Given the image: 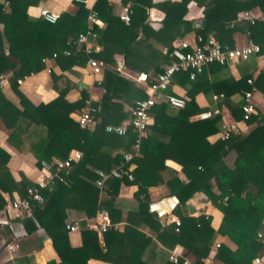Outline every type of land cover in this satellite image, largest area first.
<instances>
[{"label": "trees", "instance_id": "16d2710c", "mask_svg": "<svg viewBox=\"0 0 264 264\" xmlns=\"http://www.w3.org/2000/svg\"><path fill=\"white\" fill-rule=\"evenodd\" d=\"M39 1L0 0V75L6 76L8 87L17 98V103H13L0 88V119L11 130L8 143L19 147L26 142V151L36 166H40L41 160L64 159L73 149L81 153L64 175V182L56 180L40 189L43 201L36 205L31 216L17 218L25 234L41 228L50 239L58 260L50 259L46 264H88L89 259L111 264H147L145 259L153 264H175L168 260L167 252L158 243L169 249L181 246L192 264L203 261L250 264L251 258L264 249V226H260L264 218V108L252 97L256 113L244 121L241 105L243 92L251 86L264 102V76L260 70L255 73L256 58L264 55L263 51L238 61L246 67L238 78L229 72V64L217 62L208 64L193 79L188 77V71L174 72L163 92L173 94L172 85L181 87L187 98L184 106L154 103L150 109L152 121L140 140L138 153L127 162L123 161L122 153L132 149L135 135L130 131L117 135L103 128L129 118L134 101L145 96L141 87L117 72V55L133 74L141 71L152 78L172 60L161 53V48H170L175 38L187 33L200 34L204 39L212 35L221 44L233 46V35L239 32L248 40L262 43L264 0H121L123 5L129 4L127 22L113 13L109 0H95L93 9L103 26H93L95 37L90 39L88 55L102 62L103 69L101 80L94 83L100 94L98 99L90 100L94 124L88 128L79 127L76 121V115L89 99L85 89L80 91L78 99L68 101L65 98L68 86L57 87L58 76L51 74L57 95L37 105L18 89L17 80L41 68V59L52 58V54L61 70H70L86 60L82 46L75 49L70 43L86 30L88 10L84 4L72 0V9L61 12L50 23L40 15L29 16L28 8L36 7ZM190 2L201 8L198 27L183 18ZM152 7L163 13L157 29L147 23V9ZM254 8L260 11V19L253 23L235 21L238 12ZM26 20L35 24L32 40H15L9 44ZM155 46L159 47V55L154 54ZM64 49L69 50L68 55L63 54ZM249 77L253 79L252 85L246 83ZM198 93L209 100V107L196 103ZM217 94L222 97L212 98ZM222 105L228 112L226 119L245 123L249 128L229 134L225 140L217 137L210 141L208 137L221 130L220 114L206 119H192V116L203 110L221 109ZM8 158L9 154L0 147V209L5 205L2 193L11 196L15 192L23 197L26 189L35 184L23 174L15 181L7 167ZM165 160L177 163L185 180L165 165ZM121 163L124 170L129 164L134 165L130 171L132 180L124 175L108 177L102 187L95 185L99 172L107 174ZM121 182L136 186L133 193L136 205L128 208L124 216L116 204ZM159 185L165 187L167 194L178 198L173 211L179 219L177 226L173 223L160 226L155 214L147 210L148 188ZM194 193L204 194L221 212L217 229L210 226L209 216L187 214L186 202ZM224 196L226 199L221 202ZM69 207L82 210L87 217L103 210L109 225L101 233L81 226L79 243L72 245L65 228V210ZM121 221V227L116 228L115 224ZM259 232L262 237L257 235ZM0 235L4 236V244L11 240L8 225L1 224ZM218 236L226 237L235 248L219 242L212 249ZM11 259L14 264H35L34 257L21 250Z\"/></svg>", "mask_w": 264, "mask_h": 264}, {"label": "built area", "instance_id": "2783aa9c", "mask_svg": "<svg viewBox=\"0 0 264 264\" xmlns=\"http://www.w3.org/2000/svg\"><path fill=\"white\" fill-rule=\"evenodd\" d=\"M81 1L84 6L87 0ZM128 6L126 3L122 6V10L118 17L124 22L128 21ZM88 10L86 16L87 27L84 32L78 33L74 39L70 41L71 45L75 47L82 46L81 50L86 54L85 66L89 69L93 75L101 76L103 64L99 60L90 57L88 54L90 50V39L95 37V32L92 30L93 26H99L101 24L98 19L93 6ZM39 15L47 22H54L58 14L47 9H40ZM258 16L253 10H242L236 14L235 21H248L253 23ZM199 21L193 23V27H198ZM264 52V42L256 43L251 40H246L242 45L228 46L221 44L212 35H207L204 39L200 34L192 35L191 39H178L176 42L171 43V47H162L161 53L172 58L171 62L161 69L160 72L156 73L155 77L148 78L144 72L137 73L133 76L127 75L123 71V64L120 63L115 68L120 75L127 76L136 85L141 87L144 97L136 99L133 103V107L130 110V117L122 120L117 124H106L104 125V131L108 133H114L117 135H125L128 131L135 135L132 149L122 153V159L124 162L129 161L131 158L137 155L140 140L146 135V128L151 123L152 118L150 115V109L156 102H165L174 107H183L185 96L176 94H166L163 91L170 84V78L174 72L181 70L188 71V77L193 79L196 74L202 72V70L210 63L219 64H232L239 60L246 59L250 54H256ZM64 55L69 54L68 49L63 50ZM55 54H52V58ZM45 59H41L44 61ZM260 72L264 76V68L260 69ZM101 80V79H100ZM100 80L97 79V82ZM20 80H17L19 82ZM253 79L251 77L246 79V83L252 85ZM7 84L6 76L0 75V85ZM254 88L251 86L243 92V104L241 105L242 120H247L251 114L256 113V108L252 100ZM222 97L221 94L213 95L212 98ZM94 108L90 104V99L85 100V108L76 115V121L81 128H88L94 124L92 118V112ZM220 114L221 116V130L217 133V136L225 140L229 134L238 133L239 126L238 122L234 120L226 119V113L222 109L215 108L213 110H203L194 116L193 119H206L212 114ZM81 153L78 150H70L64 159H56L51 162L41 160L39 162L40 168L39 177L35 180L34 186H30L26 189L25 195L20 197L14 195V197L7 202L6 207L1 212L0 223L7 224V218H22L25 216H31L32 210L43 201V196L40 193V189L47 185H52L56 180L64 182V175L68 173L71 168V164L80 159ZM123 163L116 169H112L107 174L99 172V178L95 179L94 183L97 187H102L103 182L108 177L121 178L123 175L128 179L132 180L130 173L132 164L124 170L122 167ZM226 196L221 199L224 202ZM178 198L173 194L164 195L156 200L148 203L147 210L150 213L155 214L158 219L160 226H164L167 223H173L175 226L179 225V219L174 215V209L178 206ZM108 217L105 211H98L91 221L86 223L84 226L98 233L106 230L108 227ZM260 226H264V218L260 222ZM65 228L67 231H77L80 226L77 223L66 222ZM261 236L259 232L257 234ZM264 239V238H263ZM264 241V240H263ZM219 242H215L212 249L217 247ZM9 250L12 249V244L6 246ZM12 256L10 255L1 264H14L12 262ZM167 258L170 262L175 264H192L190 260L177 252L175 248L168 250ZM199 264H211L209 261H203ZM250 264H264V249L262 253L253 256L250 260Z\"/></svg>", "mask_w": 264, "mask_h": 264}, {"label": "crops", "instance_id": "0c3cea01", "mask_svg": "<svg viewBox=\"0 0 264 264\" xmlns=\"http://www.w3.org/2000/svg\"><path fill=\"white\" fill-rule=\"evenodd\" d=\"M112 5L113 13L117 16L122 10L123 4L121 0H109ZM161 1V0H153ZM178 1V0H171ZM95 0H87L85 4V8L89 9L93 6ZM47 9L49 11L55 12L58 15L63 11H68L72 9V0H40L36 7L28 8V14L30 17H36L39 15L40 9ZM253 12L258 16V19L262 17L260 11L257 8L253 9ZM202 17L201 8L198 7L195 3H188L187 10L184 14L183 18L192 21L195 23L199 21ZM163 18V13L156 8L147 9V23L153 29L160 28L161 20ZM101 22V21H100ZM34 22L31 20H26L23 22L21 26L20 33L16 35L12 40H10L9 44H13L15 40H23V41H31L33 36ZM101 24L98 27H102ZM193 33H187L181 38H175L173 42H176L178 39H191ZM137 37L136 39H138ZM248 40L244 34L236 32L233 35L234 45H242L245 41ZM91 43V42H90ZM78 47H75L77 49ZM3 53H6V49H2ZM153 51L155 55H159V47H153ZM42 62L41 68H37L34 72L25 76L18 82V89L22 92V94L34 105L39 103H46L52 100L56 95V90L52 87V77L51 74L57 75L56 86L62 88L64 86H68V92L65 98L68 101H74L79 98L80 91L85 89L88 93V97L90 100H96L99 97L100 90L94 85L97 82V79L100 80L101 76L93 75L90 73L89 69L85 66V62L83 64L73 65L70 70H61L57 65L54 58L45 59ZM122 63V59L120 55L116 56V65ZM256 68L257 73L264 64V55L256 58ZM242 63H232L228 65L229 72L234 78H238L245 72L246 67H244ZM123 71L127 75H135L128 68L124 67ZM141 72V71H140ZM138 72V73H140ZM137 74V73H136ZM124 76V75H122ZM127 77V76H124ZM128 78V77H127ZM78 82H81L83 86L78 85ZM1 91L3 94L13 103H17V98L15 94L10 90L7 84L0 85ZM171 91L173 94L185 96V91L177 86L172 85ZM254 102H257V105L260 108H264V102L262 101L261 94L259 92H255L253 95ZM195 101L199 106L209 107V100L203 96V94L198 93L195 96ZM221 109L224 113H228L227 109L222 105ZM74 117V114H72ZM193 119V118H192ZM240 130L247 131L249 126L245 123L238 124ZM11 130L7 128L0 119V147L4 149L8 154L9 158L7 161L8 170L15 181L20 179V174H23L27 179L32 182L39 177V166H36L32 156L26 151V142L24 145H20L16 147L7 141V137L10 134ZM217 133L208 137L210 141L216 139ZM165 165L172 168L173 170L178 172V176L185 180L183 174L180 172V166L173 162L172 160H165ZM134 165H132V168ZM136 190V186L132 184H124L121 182L117 194L116 204L122 209V215L124 216L125 211L128 208H133L136 205V201L133 199V193ZM149 194V202L156 200L164 195H167L166 189L164 186H152L148 188ZM14 195H17L15 192L9 196L6 193H2V197L5 200V205L2 209H0V218L1 212L6 207L7 202L11 200ZM186 211L190 216H197L198 214H203L210 217V226L213 229H217L222 214L221 212L215 208L204 196L202 193H194L186 202ZM65 223H77L80 227L84 226L86 223L92 220L95 216H86L82 210H78L72 207L66 208L65 210ZM176 216V214L174 213ZM8 225L12 238L6 244H4V236L0 235V264L4 262L10 255H16L21 250L26 255H32L34 257L35 264H46L47 260L54 259L58 260L56 253L54 252L50 239L47 237L45 232L41 228H37L35 231L31 232V234H25L26 231L24 227L20 225V220L17 218L8 217L7 218ZM3 225V223H0ZM123 222H117L115 227H121ZM5 225V224H4ZM143 231L149 233L146 228H143ZM25 234V236H24ZM68 238L72 245H77L79 243V230L68 232ZM152 239H154L152 237ZM264 240V239H263ZM223 242L229 246V248L234 249L235 245H233L226 237L218 236L215 242ZM264 243V241H263ZM4 244L5 246L1 247ZM8 244H12V249L9 250L6 246ZM160 247L165 249L168 254V250L175 248L177 252L184 255V250L181 246L175 245L171 249L166 248L158 243ZM189 260H191L188 256L184 255ZM145 257V256H144ZM143 257V258H144ZM145 259V258H144ZM147 264H153L148 259H145ZM88 264H111L107 262H103L96 259H89Z\"/></svg>", "mask_w": 264, "mask_h": 264}, {"label": "water", "instance_id": "95a60500", "mask_svg": "<svg viewBox=\"0 0 264 264\" xmlns=\"http://www.w3.org/2000/svg\"><path fill=\"white\" fill-rule=\"evenodd\" d=\"M78 85H81V86H83V84H82L81 82H78Z\"/></svg>", "mask_w": 264, "mask_h": 264}]
</instances>
